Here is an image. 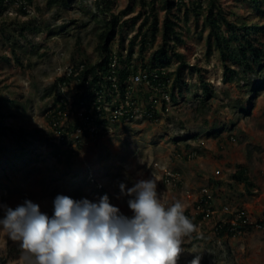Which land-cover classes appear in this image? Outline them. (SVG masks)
I'll list each match as a JSON object with an SVG mask.
<instances>
[{"label": "rangeland", "instance_id": "1", "mask_svg": "<svg viewBox=\"0 0 264 264\" xmlns=\"http://www.w3.org/2000/svg\"><path fill=\"white\" fill-rule=\"evenodd\" d=\"M99 1L73 0L70 7L62 8L48 6V0H34L26 7V13L16 3L0 17V54L12 58L10 63L3 60L0 64V98L26 105L25 113L8 117L5 125L30 132L44 130L41 138H30V143L18 144L15 138L0 135V204L15 208L30 200L51 217L59 195L94 203L107 195L112 205L131 217L130 197L121 194L120 184L126 190L141 179L153 178L163 202L180 200L185 211L195 218L199 212L196 204L206 189L214 201L215 215L198 223L197 231L185 238L179 264H189L194 255L201 256V264H264V89L257 91L264 83V53L263 61L256 65L261 75L248 74L246 78L240 66L229 61L228 65L240 75L226 82L221 53L214 45L209 47L211 29L205 19L208 0H203L205 9L199 21L192 13L186 23L184 11L180 13L184 43H177V51L186 56L190 66L196 67L185 71L188 87L183 88L184 99L171 102L164 110L159 98L158 118L153 120L139 117L131 122H110L102 136L85 147L78 146L74 154L68 151L58 155L55 143L47 140L50 132L54 133L47 112L60 90H54L55 81L80 60L96 63L99 59L98 34L103 29L96 18L102 17L98 14ZM111 1L116 15L135 5V11L123 16L122 22L131 24L142 9L141 0ZM155 1L163 22L167 14L164 0ZM198 1L186 0V4L193 7ZM217 2L232 22L246 20L264 25V18L241 0ZM141 23L139 20L134 28L129 25L132 30L126 31L125 47ZM26 26L29 29L24 31ZM3 27H7L6 32L1 30ZM222 30L227 33L229 29L222 24ZM258 39L264 49V35ZM162 44L160 34L150 54ZM13 45L17 46L20 62L13 59ZM119 45L118 36L113 49L118 51ZM238 45L233 41V46ZM178 64L174 62L170 69L177 70ZM197 69L202 70L214 90L205 107ZM134 91L143 107L147 105L148 93L155 99L158 96L146 84L134 86ZM64 92L71 97L74 88ZM189 154L195 157L187 159ZM242 167L254 184L250 189L233 178ZM239 209L246 212L253 230L219 239L214 230L221 220L218 214L236 215ZM20 255L19 244L0 231V264H18Z\"/></svg>", "mask_w": 264, "mask_h": 264}, {"label": "trees", "instance_id": "2", "mask_svg": "<svg viewBox=\"0 0 264 264\" xmlns=\"http://www.w3.org/2000/svg\"><path fill=\"white\" fill-rule=\"evenodd\" d=\"M33 1L34 0H0V17L7 12L10 5L16 3L21 4V11L26 13V7L28 8L29 5L33 4ZM141 2V12L137 17L131 20V24L129 21L122 22L121 19L123 16H127L135 11L134 4H131L127 9L116 15L112 12L113 3L111 0H100L97 3L98 14H102V17L96 16V18L99 23L103 24V29L98 34V61L92 63L90 60L82 59L75 64L72 74L69 76L64 74L55 81L54 90L56 88L60 90L56 95L52 109L48 110V119L54 127V133L50 132L47 140L55 143L54 147L58 155L67 154L68 151L74 154L76 148L83 143L79 141L74 148L73 143H68V141H64L63 143L67 144L66 147L54 141L56 138V131L66 135L82 126L79 119L71 121V117L66 115V112L70 108V104L74 106L72 107L73 109H79L83 106L86 107L88 109L87 115L90 116L92 121L97 122V124L107 123V120L103 119L106 114L104 105L107 102L111 103L113 98L117 95L113 88V81L110 79L112 76L117 77L121 101L125 100L128 89L131 88V77L139 72L146 73L149 76L151 85L167 93L172 102L177 103L179 98H185L183 88L188 87V83L185 81V71H189L193 68L195 69L196 67L190 66L186 56L177 51V43H184L182 33L180 32V22L182 19L180 13L184 11V22L186 23L190 21L192 13L196 15V20L199 21L205 9L203 0L198 1L193 7L186 4V0H179L178 2L164 0L163 6L166 8L167 14L163 22L160 21L155 0L149 2L141 0ZM241 2L243 4H249L251 8L258 12L259 17L262 19L264 18V0H241ZM72 4L73 0H48V6L50 7L60 6L62 8H67ZM207 6L206 8L208 11L205 19L211 29L209 47L211 48L214 45L221 53L222 61L226 69L224 80L230 82L240 75V71L232 69L230 65H228L229 61H233L239 65L246 78L248 74L261 75L256 65H259L263 61L264 49L261 45H258L260 42L258 36L261 34L264 35V25H257L256 22L246 20L240 22L238 19V22H232L225 10L218 5L217 0H208ZM183 7L185 8L183 9ZM176 10L178 11L177 13ZM139 20H142V23L139 25L138 31L131 37L128 47H125L124 43L127 39L125 35L126 31L132 30V27L134 28ZM259 20V22H261V19ZM222 24L228 27L229 30L227 33L223 32ZM129 25H132V27H129ZM37 28L39 29V27H36L35 30ZM65 28L66 27H63V29ZM6 29L7 27H3L1 30L6 32ZM28 29V26L23 28L24 31ZM160 34H162L163 44L158 51L150 54V48L154 45ZM118 36L120 37V45L119 50L116 51L113 49V42ZM8 39L11 40L10 36ZM233 41L239 43L238 47L233 46ZM12 48L13 59L20 62L21 58L17 54V46L13 45ZM3 60L10 63L12 58L0 54V64ZM176 61L179 63L178 69H170ZM114 63L115 67L113 66ZM197 70L200 73L202 90L204 93L201 103L205 107L208 100L214 96V90L205 80L202 70ZM248 84L249 83L246 84V88ZM71 87L74 88V93L71 97H67L63 93V89ZM263 89L264 83L258 87L257 91ZM101 93L105 95V101L99 102L98 97ZM157 95L154 102L151 101L153 96L151 92L146 95L147 113L153 115L152 120L158 118L159 114L157 110L153 109V104H156L162 98L161 93H157ZM121 101L116 103L118 107ZM135 101L137 102V99H135ZM162 101L164 103L163 108L166 110V103L163 98ZM7 110L10 113H7ZM25 111L26 105L15 100L0 98V135L3 137L11 136L17 140L18 144L21 142L30 143V138H41L44 131L43 129H35L30 132L23 127L5 125V121L8 117L20 115L25 113ZM102 134L103 128H100V135L102 136ZM85 136H89V134L86 133ZM191 138L198 139V136H192ZM187 148L190 149V145H187ZM186 158H190V154L187 155ZM233 178L238 182L244 183L246 188L250 189L254 187V184L248 176L247 170L243 167L235 173ZM196 206L199 212L195 218L189 211H185V215L188 216L196 226L203 220L210 218L213 214L215 215L214 201L209 194H203ZM243 213L245 214L242 215ZM218 215L221 220L218 221L214 230L219 239H224L226 236L236 237L240 232L244 233L253 230V226L250 225L249 222H246L247 216L244 210L239 209L236 215H228L227 213H223L222 216L220 214ZM233 219L237 220L236 225H232ZM196 239L203 240V237H198Z\"/></svg>", "mask_w": 264, "mask_h": 264}, {"label": "clouds", "instance_id": "3", "mask_svg": "<svg viewBox=\"0 0 264 264\" xmlns=\"http://www.w3.org/2000/svg\"><path fill=\"white\" fill-rule=\"evenodd\" d=\"M66 74L69 76V70ZM101 95L105 101V95ZM165 103L168 105L167 101ZM69 107L66 115L71 121L79 119L82 126L66 135L56 131L54 141L58 144L68 141L74 147L82 141L81 146L85 147L101 136L100 128L104 133V127L113 122L106 114L103 118L106 124L90 119L97 128V132L91 133V128L78 116L86 107L73 109L71 104ZM143 108L147 111V105ZM87 113L88 109L86 116ZM119 121L127 122L125 119L116 122ZM79 128L84 131L76 137L74 134ZM86 133L89 136H85ZM120 190L122 195L130 197L131 217L112 205L107 195L96 203L59 195L54 200L51 217L30 200L15 208L0 204L3 210L0 231L19 244L18 264H179L185 238L197 231V226L185 215L183 203L180 200L170 204L163 202L153 178L141 179L126 190L122 183ZM203 194H208L206 189ZM189 264H201V256L194 255Z\"/></svg>", "mask_w": 264, "mask_h": 264}, {"label": "built area", "instance_id": "4", "mask_svg": "<svg viewBox=\"0 0 264 264\" xmlns=\"http://www.w3.org/2000/svg\"><path fill=\"white\" fill-rule=\"evenodd\" d=\"M113 66L115 67V63ZM72 70H73V68L69 69V75L72 74ZM110 79L113 81V88H114V91L117 93V95L113 98V101L111 103L107 102L104 105V108L106 110V117L113 122H116V121L122 120V119H125V121L130 122V121L137 119L139 117L140 118L148 117L149 119L153 118L152 114H148L147 111L138 102L135 101L134 86H140L143 84L150 85L156 92L162 94L163 99H165V101H167L168 105L171 103L169 95L167 93H164L159 88H154L151 85L149 76L144 72H139L138 74H135L134 76L131 77V79H130L131 88L128 89L126 98H125V100H122V101L120 100L121 96H120V93L118 90L117 77L112 76V77H110ZM103 98H104V96L100 95L98 97V101L102 102ZM151 100H153V98H151ZM118 101H121L119 107L116 104ZM152 102H154V100ZM156 104H153V109L157 108ZM81 111L82 112H80L78 116H80L83 124H85L91 128V133L97 132V128L95 125H93V122L90 121V117L85 115V113L87 112V109L82 108ZM83 131H84V128H79L76 131L77 134L75 133L74 135L76 137H79V135L82 134ZM190 157L192 158V157H194V155L190 154ZM244 214L245 213H243L242 215H244ZM246 222H248V221L246 220ZM232 223H233V225H236L237 220L234 219L232 221ZM260 227H261V225H260ZM240 234H241V232H240Z\"/></svg>", "mask_w": 264, "mask_h": 264}]
</instances>
